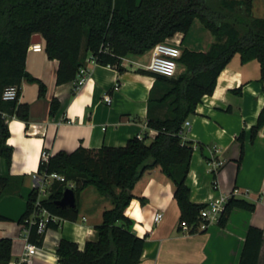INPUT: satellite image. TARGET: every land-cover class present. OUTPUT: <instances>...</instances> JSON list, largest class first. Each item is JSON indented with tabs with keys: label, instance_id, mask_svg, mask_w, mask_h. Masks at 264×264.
I'll return each mask as SVG.
<instances>
[{
	"label": "trees",
	"instance_id": "trees-1",
	"mask_svg": "<svg viewBox=\"0 0 264 264\" xmlns=\"http://www.w3.org/2000/svg\"><path fill=\"white\" fill-rule=\"evenodd\" d=\"M196 18L210 29L214 42L209 50H195L187 46L178 59L182 69L169 77L146 69L140 71L156 77L155 86L162 89L154 99L167 106L164 117L149 114L148 125L159 130L148 142L135 136L123 146L103 145L98 148L79 146L74 151L60 150L48 157L42 156L38 175L59 173L65 180H55L48 189V196L41 198V206L61 217L78 220V197L88 186L109 199L112 207L103 211V220L96 225L97 240H89L84 249L69 239H61L57 247L59 264H139L144 252L146 237L134 231V220L126 214L127 207L137 197L133 190L142 175L161 166L174 180V198L180 209L179 229L183 222L191 232L198 231L207 202L192 200V189L187 182L195 150L192 141L183 139L184 123L196 112L205 95L213 94L218 77L235 55L242 62L257 60L264 77V17L254 14V0H0V155L9 166L14 147L8 118L16 116L30 121V104L21 102V84L24 79L38 82L39 94H46L47 86L34 77L26 66L29 46L34 34L45 39L44 50L51 59L59 60L57 83L77 79L81 67L91 57L102 65L124 70L123 57L142 55L157 43L167 41L178 32L187 34ZM179 67V66H178ZM18 85L19 96L5 100L7 86ZM236 91L242 93V88ZM60 100L51 102L50 113L60 108ZM264 126V107L256 125L252 127L254 140ZM245 132H241L239 165L244 157ZM20 182L11 175L0 174V197L12 185ZM69 183L77 193L76 207H61L57 201L63 197ZM39 188L30 193L21 222L35 207ZM146 203V197L140 196ZM236 208L249 211L256 203L232 194L225 203L218 223L225 226ZM8 219L0 212V220ZM59 222L51 221L57 228ZM264 229L250 225L239 264H259L264 241ZM43 234L31 229V240L42 244ZM13 239L0 238V264H9L13 255Z\"/></svg>",
	"mask_w": 264,
	"mask_h": 264
},
{
	"label": "crops",
	"instance_id": "crops-1",
	"mask_svg": "<svg viewBox=\"0 0 264 264\" xmlns=\"http://www.w3.org/2000/svg\"><path fill=\"white\" fill-rule=\"evenodd\" d=\"M254 14L264 17V0H254ZM41 38L44 46L45 39L42 35ZM169 40L180 42L182 49L187 46L206 51L214 36L196 18L187 34L178 32ZM150 57L151 50L142 55H127L123 71L88 59L86 78L76 88L75 81L57 83L58 59H51L45 50H28L27 69L46 84L47 91L41 96L38 82L23 80L20 101L30 104L31 118L29 122L16 116L8 118V143L14 147L11 166L0 155V174L20 181L0 197V212L8 218L0 220V238L13 239V258L24 249L26 241L20 220L28 209V197L36 186L35 176L45 150L55 154L60 150L71 152L79 146H123L140 133L148 134L150 140L158 133L148 125L149 114L164 117L167 106L155 99L150 101L152 92L156 97L163 92L155 86V76L140 71L146 69ZM238 88H242V93L236 91ZM108 93L113 95L111 103L105 100ZM55 97L61 106L51 114ZM263 107L260 62H242L240 55H235L220 73L213 94L205 95L196 112L186 120L190 125L184 123L183 139L192 141L195 147L187 182L195 202L234 194L255 202L256 209L236 208L225 226L214 221L191 232L179 229L178 206L176 220L165 224L164 213L175 200L174 182L161 166L147 170L134 187L137 197L126 209L134 220V231L146 237L139 264H239L249 226L264 229V126L252 139V127ZM243 131L245 151L239 165L238 137ZM213 159L223 161L217 171L212 170ZM140 196L146 197V203L141 202ZM102 197L96 187L85 188L78 197V220H62L57 228L49 227L39 244L35 263L59 264L57 247L63 238L77 242L82 249L87 241L97 240L96 225L102 222L103 211L112 207ZM158 212L163 214L159 222L155 220ZM259 264H264V241Z\"/></svg>",
	"mask_w": 264,
	"mask_h": 264
},
{
	"label": "built area",
	"instance_id": "built-area-1",
	"mask_svg": "<svg viewBox=\"0 0 264 264\" xmlns=\"http://www.w3.org/2000/svg\"><path fill=\"white\" fill-rule=\"evenodd\" d=\"M180 42L173 43L170 41H163L157 43L152 49H151V57L149 60V64L145 65V68L151 72L158 73L165 75L166 77H172L177 74L178 70V59L180 58L182 54V48L180 47ZM29 49L34 51H42L44 50V46L37 42L31 43L29 46ZM91 61L96 62L93 57L90 58ZM126 60V57H123V62ZM88 68L86 66L81 67L80 73L78 74V77L75 81L76 88H79L83 81L86 78ZM118 88L116 84V89ZM19 89L20 87L18 85H10L7 86L3 92V98L5 100H14L17 99L19 96ZM112 96L110 93L105 95V100L108 103L112 102ZM185 125L189 126L190 121H185ZM184 127V126H183ZM138 138L143 139L145 137V134H138ZM50 153L45 150L43 156L48 157ZM212 165V170L217 171V169L223 164L222 160L213 159L212 162H210ZM36 186L39 188V197L35 202V207L33 210L29 213V215L25 218V220L22 222L23 224V237L26 241L24 243V249L21 252V254L16 257L12 258V260L9 262V264H36L35 263V256L37 255L38 251L40 250L39 244L35 243L31 240V229L33 226H36L37 232L39 234H45L48 230L49 223L51 221L59 222L61 223L62 219L60 216L52 213L45 207L41 206V193H47L48 189H45L46 187H50L51 184L55 180L63 181L65 180V176L59 174V173H51L46 175H38L36 174ZM73 183H69V187H73ZM229 199V196H223L219 198H213L207 202V206L202 211V216L204 219L209 220V222H202L199 226V228H206L211 222L218 221L219 216L224 209L225 203ZM163 218L162 212L156 213L155 220L157 222L161 221ZM215 219V220H214ZM184 230H190V225L187 222H183L182 224Z\"/></svg>",
	"mask_w": 264,
	"mask_h": 264
},
{
	"label": "water",
	"instance_id": "water-1",
	"mask_svg": "<svg viewBox=\"0 0 264 264\" xmlns=\"http://www.w3.org/2000/svg\"><path fill=\"white\" fill-rule=\"evenodd\" d=\"M40 34H34L32 37V43L41 41ZM77 193L72 187H68L65 189L63 193V197L57 201V204L61 207H76L77 206Z\"/></svg>",
	"mask_w": 264,
	"mask_h": 264
},
{
	"label": "rangeland",
	"instance_id": "rangeland-1",
	"mask_svg": "<svg viewBox=\"0 0 264 264\" xmlns=\"http://www.w3.org/2000/svg\"><path fill=\"white\" fill-rule=\"evenodd\" d=\"M168 41H170L171 42V40H169L168 39ZM182 69L180 68V65H179V67H178V70H177V74L181 71ZM150 141V138L148 139V142ZM172 180V179H171ZM174 181V180H173ZM173 185L175 186V184L173 183ZM45 189H49L48 187H46ZM46 195L48 196V192L47 193H41V196H43V197H46ZM29 198V197H28ZM27 198V199H28ZM26 199V200H27ZM102 199L103 200H109V199H107V198H105V197H102ZM29 200V199H28ZM107 202H109L110 204H111V206H112V203H111V201L109 200V201H107ZM178 212V204H177V202H176V200H173V202H172V205L168 208V209H166V211H165V224H171V223H173L174 222V219L176 220V215L178 214L177 213ZM215 220V219H214ZM214 222V221H213ZM212 222V223H213ZM217 222V221H216Z\"/></svg>",
	"mask_w": 264,
	"mask_h": 264
}]
</instances>
